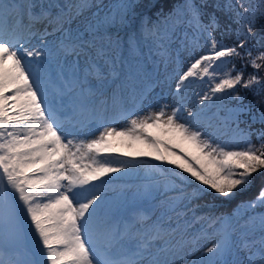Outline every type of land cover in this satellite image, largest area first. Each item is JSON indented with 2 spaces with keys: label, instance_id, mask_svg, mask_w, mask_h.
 <instances>
[{
  "label": "snow or ice",
  "instance_id": "1",
  "mask_svg": "<svg viewBox=\"0 0 264 264\" xmlns=\"http://www.w3.org/2000/svg\"><path fill=\"white\" fill-rule=\"evenodd\" d=\"M136 8L135 0H0V264H186V257L195 255L189 244L211 235L208 229L217 241L206 251L198 249L192 264H264V214L255 212L264 207L259 105L256 112L252 104L226 107L207 126L185 122L182 106L170 111L165 106L131 119L123 129L101 125L91 139L69 138L79 135L86 114L99 117L111 110L127 119L126 81L117 68L121 49L134 52L142 41H151L167 55L179 28L206 35L207 52L179 76L177 92L198 76L215 78L211 92L237 101L246 99L241 90L264 92L259 75L264 23L257 31L264 0H174L155 21L143 17L139 24ZM217 12L224 14L223 25ZM218 31L234 34L232 43L217 39ZM183 46L189 47L187 37ZM233 58L243 62L240 68ZM51 60L59 69L54 74L45 67ZM221 66L225 71L217 78ZM248 66L254 71L246 74ZM210 99L205 94L201 102ZM242 115L250 120H241ZM188 116L199 120V113ZM162 137L187 144L195 154L177 153ZM223 137L228 141L217 142ZM237 139L244 148L230 149L229 142ZM146 156L228 198L247 191L260 173L258 193L240 205L244 215L227 217H197L193 201L205 189L187 192L169 177L122 191L114 200L101 196L100 189L111 182L105 177L138 168ZM154 201H159L155 211L141 206ZM193 222L201 228L189 240Z\"/></svg>",
  "mask_w": 264,
  "mask_h": 264
},
{
  "label": "rangeland",
  "instance_id": "2",
  "mask_svg": "<svg viewBox=\"0 0 264 264\" xmlns=\"http://www.w3.org/2000/svg\"><path fill=\"white\" fill-rule=\"evenodd\" d=\"M136 1V0H135ZM39 3H62L61 0H37ZM105 3H114L117 2V0H104ZM227 0H224V3H226ZM64 3H66L64 1ZM187 37V42H188V49L186 50L184 48V41L185 38ZM48 41H52L54 37L48 36L46 37ZM206 35L201 36L198 34L191 33L190 31H186L184 28H179L176 36L173 38L169 48L170 51L168 52L167 55H162L161 51L156 54V59H158L159 62V74H158V86L156 87L155 91L150 94L147 99L144 101L143 105L141 108H139L131 117L127 119H123L118 123L112 124L110 126L117 127L118 129H123L127 126H129V121L131 119L137 118V116H143L146 112H153L157 111L160 108H164L167 106L168 111L172 109L174 106H182L183 111L180 113L182 116V119L185 122L191 121L192 123H195L196 121H192L191 117L188 116V112H195V104H197L200 101V97L197 98L196 100L194 99L193 102L188 101V97L190 98V95L192 94L190 90L198 89L197 88V81L196 79L200 78L198 77H190V81L193 82L195 85H191L189 88V91L185 90V92H177L176 86L179 83V76L182 75L185 71H187L188 67L190 64L194 61V59L199 58L200 55H203L205 52H207V46H206ZM33 44H35L37 47L39 46V42L36 40L32 41ZM145 47L146 44L143 45L142 50L145 53ZM193 47L195 48V51L193 52ZM178 49V51H177ZM132 52V51H131ZM138 51L132 52V55H137ZM178 56L180 58L178 59ZM120 57V56H118ZM142 68V71L144 72V76L141 78L140 85L141 83L144 84L146 80L149 79V75L145 72L146 68L143 67H151L153 65V61L145 57L143 65L140 64ZM48 67L51 69V73L57 72L59 69L56 66L55 60H51L48 63ZM222 69V68H221ZM148 71V68H147ZM212 71V69H210ZM217 73V77L219 76L218 69H215ZM215 78H213L214 80ZM126 81V80H125ZM109 83H111V79L109 80ZM131 84H135V88L131 87ZM189 84V83H188ZM139 85V86H140ZM130 88H133L134 90L137 88L138 90L141 89V87L138 88L137 84L135 83V79H131L130 82L126 81V86L125 89H127V92L124 94V96L128 95V92ZM202 88V87H201ZM205 93V92H204ZM128 104V101L126 102ZM108 119H112L116 116L111 110L109 114L107 115ZM84 117L80 118L83 119ZM95 119H98L99 117H94ZM200 121V120H198ZM207 126V124H204ZM77 131L79 132V135H76L75 137H69L70 139L74 138L75 140L79 141L82 139H91L93 135H97L98 133H95L91 136H86L84 130H81L79 127L77 128ZM162 139L168 140L169 143L176 147H182L184 150L187 152L191 150V148L184 143H181L177 140L170 139L168 137H162ZM228 137H223L217 142L223 143L225 141H228ZM172 145L169 147L172 148ZM244 142H238V140H232L229 142L228 147L232 150H240L244 148ZM104 158V157H102ZM117 159H122V158H117ZM140 160V166L138 168H132V169H125L124 172L122 173H116L113 174L111 177H105V180H114L118 177H128L130 179H133L131 184L127 187H122L118 183L110 185V188L107 191L101 190L100 194L102 197H107L108 200H114L117 199L122 191H135L137 188H143L147 185H150L154 183L155 181L162 180L164 177L161 175H157L155 177V180H153V177L149 176L150 172V166L146 164V162L143 160V157L139 158ZM133 163H137V161H133ZM100 183V182H97ZM144 203L141 202V206L144 209H151L155 211L154 204H157V201H154L150 203L149 205L144 206ZM30 223V221H28ZM200 222L193 223L192 225H199ZM30 227V224H29ZM195 228V227H194ZM192 231V229H189ZM212 234L211 235H202L198 241H196L194 244H189V248L191 249L192 252L195 253V255L189 254L188 257H186V264H192L193 261L197 259L200 255L199 250H205L206 248L211 246L213 243H216L217 241V235L213 230L210 231ZM32 233L34 235V230H32ZM31 239V237H30ZM38 240V237H36ZM199 249V250H198Z\"/></svg>",
  "mask_w": 264,
  "mask_h": 264
},
{
  "label": "trees",
  "instance_id": "3",
  "mask_svg": "<svg viewBox=\"0 0 264 264\" xmlns=\"http://www.w3.org/2000/svg\"><path fill=\"white\" fill-rule=\"evenodd\" d=\"M64 2L65 0H61ZM65 2L69 3L71 0H66ZM137 3V8L136 12L138 13L137 16V24H139L140 20L143 17H148L152 21H155L159 12H167L171 4L174 2V0H136ZM219 2L222 4L224 0H219ZM232 3H236V0H231ZM211 11V9H209ZM217 16L220 17L221 24L223 25L224 22V14L222 12H217ZM264 23V18H260L258 20L257 24V31H259V24ZM235 27V25H233ZM215 36L217 39L223 40L224 43L231 44L232 40L234 39V34L232 36H224L221 31H218L215 33ZM207 39V38H206ZM205 39V40H206ZM146 43V49L148 47V52L151 53L152 55V42L149 41H142L139 48L137 49L138 54L137 55H132L131 51H126L125 55L122 57V61L124 63V70L127 71L126 73L131 72H137L136 66L140 63H143L142 61L145 59L146 54L142 50L143 44ZM253 44L255 41L253 40ZM255 55V52H254ZM227 59V58H225ZM235 59V63L237 68H240L242 66V61L239 59ZM219 64V62H216ZM222 68V69H221ZM218 69L219 76L225 71V68L221 66ZM246 74L247 73H252L254 69L251 66L246 67L245 69ZM260 76L264 77V70H262L259 73ZM219 76L217 78H219ZM197 83V88L196 90L192 89L190 98L188 97L189 102H193L194 99L196 100L197 98L200 99V101L195 104V109L196 113H199V118H202L203 121H196L195 123H201V124H208L209 120H212L213 123H215L214 116L216 115H223L224 112L223 110L226 107H235L240 103L243 104H252L253 105V112L257 111L256 105H259V108L261 110H264V92H261L259 95L247 91V90H241L242 92L245 93L246 99L243 101H237L234 98H228L226 94H221V93H216L213 94L211 92V88L214 86L215 79H210L209 77H203V78H198L196 79ZM189 83V84H188ZM264 83V81H262ZM191 85H195L193 82L190 81H185L184 86L181 88V92H185V90L189 91V88H191ZM202 87V88H201ZM259 87V86H257ZM189 91V92H190ZM205 92V93H204ZM207 94L211 97L210 100L208 101H202V97ZM223 97V98H221ZM241 120H250V117L247 115H242ZM241 128H244L245 125L242 123ZM260 127L259 124H254L253 128H258ZM255 136L252 137L253 142H255ZM238 142H242V140L237 139ZM178 148V147H177ZM182 147H179V150H175L177 153H181ZM161 153L164 155H168L167 153L164 152L163 147H161ZM184 153H186L189 158H191L195 153L194 150L191 149L188 152L184 150ZM150 158V160L153 161V163L147 162L149 166H154L150 167V174L149 176L151 177H157V175H162L163 177H169L172 179H176V182L180 185L181 188H184L187 192H193L196 188L200 189H205V191L200 194L194 201H193V206L196 207V215L197 217H204V216H215V217H220V216H225L227 217L230 214L236 213L238 215H244L245 214V209L240 207V205L250 199L255 198V196L258 193V189L260 186V180L259 176L260 173L255 174L257 179L255 183L245 192L243 193H237L234 197L228 198V197H222L219 196L214 192V190L207 188V186L201 184L199 181H195L188 173H184L181 169L176 168L174 165L167 164V163H161L160 161H157L153 159L151 156H147ZM171 159H177V157H170ZM159 170V171H157ZM175 174V175H174ZM179 176H184L186 177L185 182H180L178 180ZM199 206V207H197ZM256 214H264V207H257L255 209ZM192 213H188V216H192ZM219 227V225L217 226ZM201 228V223L199 224V227L197 229ZM212 229H208V232H210ZM207 235V233H205Z\"/></svg>",
  "mask_w": 264,
  "mask_h": 264
}]
</instances>
